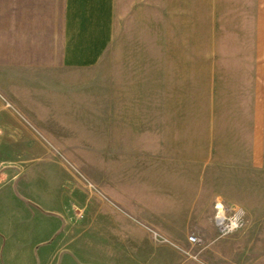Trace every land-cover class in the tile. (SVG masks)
I'll use <instances>...</instances> for the list:
<instances>
[{"label": "rangeland", "instance_id": "rangeland-1", "mask_svg": "<svg viewBox=\"0 0 264 264\" xmlns=\"http://www.w3.org/2000/svg\"><path fill=\"white\" fill-rule=\"evenodd\" d=\"M121 1L101 57L74 67L61 59L62 0H0V255L47 238L49 264L79 244L88 260L128 259L130 217L149 216L170 263L180 252L184 264H264V168L213 147L208 131L226 130L228 118L210 113L205 89L191 107L188 75L179 82L169 64L158 73L157 57L142 56L156 43H130V0ZM160 78L172 95L181 83L187 101L168 106V119ZM217 201L238 229L216 230Z\"/></svg>", "mask_w": 264, "mask_h": 264}, {"label": "crops", "instance_id": "crops-1", "mask_svg": "<svg viewBox=\"0 0 264 264\" xmlns=\"http://www.w3.org/2000/svg\"><path fill=\"white\" fill-rule=\"evenodd\" d=\"M121 2L62 0L60 44L64 65L88 66L101 57L112 40ZM131 41L157 44V50L156 45H150L152 51L147 49L142 56L157 57L160 75L167 73L168 64L173 68L169 73L178 75L179 82L183 75H188L191 107L196 104L199 91L205 89L210 113L220 112L228 118L226 130L208 131L210 135L217 132L213 135L218 138L213 147L216 143L230 146L235 152L247 155L249 167L264 168V0H130ZM145 48V45L140 47L139 53ZM204 76L205 84L199 86ZM173 88L172 95L170 85H164L163 89L159 79L157 105L164 106L166 119L172 110L168 106H187L186 99L179 96L181 83L178 94L176 85ZM133 217H130V236L123 235L130 249L128 259L88 260L86 247L79 244L74 252L69 248V254L56 264H184L180 252V258L170 263L166 249L152 240L146 226L151 225L149 216L141 222ZM152 224L159 233L167 234L168 230L160 223ZM46 240L24 246L18 242L6 245L4 249L13 250L14 255L4 253L0 262L49 264L41 256L42 251L51 249ZM0 252L3 253V243Z\"/></svg>", "mask_w": 264, "mask_h": 264}, {"label": "built area", "instance_id": "built-area-1", "mask_svg": "<svg viewBox=\"0 0 264 264\" xmlns=\"http://www.w3.org/2000/svg\"><path fill=\"white\" fill-rule=\"evenodd\" d=\"M214 207H215L214 223H215V228L219 233L221 234L230 233L239 228L241 222L238 216L236 215L226 216L223 212L224 211L223 207L219 201L214 203ZM186 239L187 242L191 245L198 243L200 240L199 237L191 233L187 234ZM199 264H205V263L200 262Z\"/></svg>", "mask_w": 264, "mask_h": 264}]
</instances>
